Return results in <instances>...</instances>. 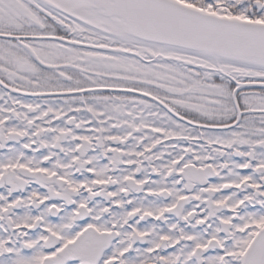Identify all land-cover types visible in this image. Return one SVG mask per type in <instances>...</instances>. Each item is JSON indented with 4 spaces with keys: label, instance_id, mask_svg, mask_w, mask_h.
Here are the masks:
<instances>
[{
    "label": "snow or ice",
    "instance_id": "obj_1",
    "mask_svg": "<svg viewBox=\"0 0 264 264\" xmlns=\"http://www.w3.org/2000/svg\"><path fill=\"white\" fill-rule=\"evenodd\" d=\"M0 264H264V0H0Z\"/></svg>",
    "mask_w": 264,
    "mask_h": 264
}]
</instances>
